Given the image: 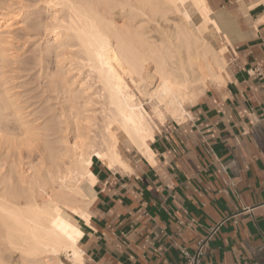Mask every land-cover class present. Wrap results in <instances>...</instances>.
I'll list each match as a JSON object with an SVG mask.
<instances>
[{"label": "bare ground", "instance_id": "obj_1", "mask_svg": "<svg viewBox=\"0 0 264 264\" xmlns=\"http://www.w3.org/2000/svg\"><path fill=\"white\" fill-rule=\"evenodd\" d=\"M238 1L237 12H214L207 0L47 3L54 9L47 50L56 61L42 91L54 93L58 107L30 119L32 111L26 115L13 94L0 91V264H84L78 220L89 223L93 158L129 171L123 142L154 163L148 144L155 129L183 123L186 106L227 80V52L245 37L235 20L264 5ZM8 16L0 15L1 52L13 27Z\"/></svg>", "mask_w": 264, "mask_h": 264}, {"label": "crops", "instance_id": "obj_2", "mask_svg": "<svg viewBox=\"0 0 264 264\" xmlns=\"http://www.w3.org/2000/svg\"><path fill=\"white\" fill-rule=\"evenodd\" d=\"M238 2L210 0L217 11ZM263 14L259 4L239 18L245 37L233 42L227 80L188 105L183 123L155 129L153 164L122 142L129 171L92 165L89 223L78 220L84 264H183L181 249L209 229L203 264H264Z\"/></svg>", "mask_w": 264, "mask_h": 264}, {"label": "rangeland", "instance_id": "obj_3", "mask_svg": "<svg viewBox=\"0 0 264 264\" xmlns=\"http://www.w3.org/2000/svg\"><path fill=\"white\" fill-rule=\"evenodd\" d=\"M47 3L50 6L52 4V0H0V15L8 13V18L10 17V21H12L11 24L13 25L8 37H2L4 42V48L2 49L4 51L1 52L2 50H0V86L2 85L0 87V91L2 92V89H4L5 91L8 90L9 93L13 94L15 96V101L18 107H22V110L24 111L23 113H26V115L28 113H31L32 111L33 113L31 114L33 116L31 114L28 115L29 117L31 116L30 119H33L34 117H36V115L38 116V114H42V109H44L45 107L51 110L50 115L53 113L52 109L54 107H58V100L55 99L56 102L54 100L55 94L53 93V97H51L52 93H49L48 91V93H45L44 91H42L44 90L42 88L45 87L47 80L46 78L48 73L46 72L48 69V72H51L54 62L56 61L54 51L52 49H49V51L51 52L50 54V52L47 50L49 44L52 43L49 28L51 27L50 19L53 16L52 13L54 10L50 7H47ZM207 4L214 12L217 11L212 8L210 0H207ZM239 21L240 19H236L235 24L237 25ZM41 23L43 24V26ZM45 26L48 27V31L47 29H45ZM224 30L226 34L229 35V37L235 35L233 33L234 28L230 25L224 27ZM228 55L229 53L227 52L226 61H228ZM70 57L71 56H65L66 59L72 60L73 58ZM73 61H75V58L73 59ZM83 71L85 72V70ZM76 73L77 72L73 73V76ZM40 74L42 75V77ZM82 76L83 75L81 74L79 78H83ZM123 77L126 79L125 76ZM218 85H211L204 91L202 95H200L199 99L205 94L207 90L217 88ZM138 99L140 100V102L145 104V101L141 96H138ZM48 102H51L52 104ZM49 105L55 106L49 107ZM26 107H30L31 109L29 108V110H26ZM94 107L97 108V106ZM38 110L40 111V113ZM37 122L41 123L42 120H38ZM95 160L96 158L94 157L93 163H96ZM69 213L73 217H75L72 212Z\"/></svg>", "mask_w": 264, "mask_h": 264}, {"label": "built area", "instance_id": "obj_4", "mask_svg": "<svg viewBox=\"0 0 264 264\" xmlns=\"http://www.w3.org/2000/svg\"><path fill=\"white\" fill-rule=\"evenodd\" d=\"M216 229H209L204 237L197 241V246L193 251H188L185 248L181 249V255L183 257V264H203L202 259L204 255V249L208 245L212 235Z\"/></svg>", "mask_w": 264, "mask_h": 264}, {"label": "trees", "instance_id": "obj_5", "mask_svg": "<svg viewBox=\"0 0 264 264\" xmlns=\"http://www.w3.org/2000/svg\"><path fill=\"white\" fill-rule=\"evenodd\" d=\"M96 161V160H95ZM93 172V171H92ZM94 173V172H93Z\"/></svg>", "mask_w": 264, "mask_h": 264}]
</instances>
